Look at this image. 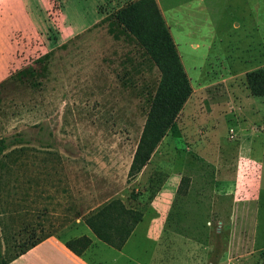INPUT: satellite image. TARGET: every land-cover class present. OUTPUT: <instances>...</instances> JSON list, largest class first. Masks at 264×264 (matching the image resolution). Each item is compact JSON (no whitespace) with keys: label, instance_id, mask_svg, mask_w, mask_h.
Wrapping results in <instances>:
<instances>
[{"label":"rangeland","instance_id":"374dc122","mask_svg":"<svg viewBox=\"0 0 264 264\" xmlns=\"http://www.w3.org/2000/svg\"><path fill=\"white\" fill-rule=\"evenodd\" d=\"M7 1L0 0V80L11 72L0 83V138L36 139L0 156L7 264L71 262L60 242L85 234L86 214L114 198L146 209L142 227L157 226L152 187L157 196L173 175V198L208 203L206 221L161 223L191 232L193 264L195 254L197 264H264V217L253 212L264 201V97L247 82L248 72L264 67V0H206L201 42L181 45L192 94L135 179L129 169L161 74L116 21L115 13L136 0H105L99 22L54 49L49 37L67 34L65 23L93 19L91 3L79 8L87 13L62 16L53 0H12L10 8ZM26 43L21 60L15 50ZM132 192L141 193L137 200ZM50 237L56 240L42 245L40 256L21 258ZM135 256L112 264L147 258Z\"/></svg>","mask_w":264,"mask_h":264},{"label":"trees","instance_id":"16d2710c","mask_svg":"<svg viewBox=\"0 0 264 264\" xmlns=\"http://www.w3.org/2000/svg\"><path fill=\"white\" fill-rule=\"evenodd\" d=\"M103 7L102 4L101 14H105ZM115 18L144 46L161 72L155 91L150 93L144 127L129 169V179H135L148 165L156 148L174 125L192 94V85L157 0L129 2L115 13ZM49 40L50 49L59 46L60 39L57 37H49ZM247 82L253 95L264 97V67L248 72ZM33 140L36 139H29L22 133L2 137L0 156L11 147L29 144ZM37 140L44 142L42 137ZM186 180L187 177H184L182 182ZM180 188L182 189V186ZM152 189L150 202L156 196L159 187ZM140 194L132 192V200H137ZM144 211L145 208L128 206L122 199L114 198L86 214L84 221L100 240L122 249L143 220ZM36 244L37 242H34L29 248ZM90 245L91 238L86 235L66 242V246L79 256ZM0 264H7L1 238Z\"/></svg>","mask_w":264,"mask_h":264},{"label":"crops","instance_id":"0c3cea01","mask_svg":"<svg viewBox=\"0 0 264 264\" xmlns=\"http://www.w3.org/2000/svg\"><path fill=\"white\" fill-rule=\"evenodd\" d=\"M55 2V8L58 13L62 16H66V13L79 14V13H87L86 10L83 12L79 11V8H83L86 5V0L82 1H71L70 0H53ZM91 3L93 8L94 17L90 22H81L80 20L71 19V21L66 24L67 34H62L60 38L59 45L65 44L73 39L80 32L85 31L91 27H93L97 22L101 20L103 17L100 12V6L103 4L105 0H88ZM166 2V5L164 3ZM157 3L160 7V10L166 20V23L169 27L172 38L176 44L178 53L181 57V60L184 64V56L181 51V45H187L189 47H198L201 42V33H202V19L204 18V10H206V0H157ZM13 1H7L6 5L10 8L12 7ZM53 4V3H52ZM182 6L186 8L183 11V14H179L178 10ZM196 9V12L192 13L190 8L193 7ZM78 8V9H76ZM60 28V27H59ZM61 32L65 30L64 28H60ZM199 38V39H197ZM194 39V40H193ZM47 47V44H45ZM29 43H26L22 47L15 50L18 58L22 57V55H26L29 50ZM34 48V47H33ZM184 49V47H183ZM24 57L21 58V60ZM186 72L187 67L184 65ZM7 74L3 76L0 80V83L5 80L8 76ZM188 74V73H187ZM190 78V76L188 75ZM191 82V81H190ZM192 85V82H191ZM193 86V85H192ZM186 105V103H185ZM185 105L182 111L185 108ZM181 111V112H182ZM256 159V158H255ZM146 168V167H145ZM144 168V169H145ZM143 169V170H144ZM142 170V171H143ZM138 177V176H137ZM175 175L171 176V178L167 181L159 192L157 196L152 200L151 206L152 210L155 213L153 217V221H157L158 225H152L148 228L147 225L142 227V221L137 225L135 230L133 231L130 238L127 240L126 244L122 249H117L102 240H100L96 234L91 230V228L86 224L87 227H84L85 234L81 236H88L91 238V245L85 250V252L79 256L72 252L64 243L59 244L68 259L71 262L66 264H112L115 259L118 261L121 258H127L129 261L133 259L132 256L137 255L138 253H142L143 256L147 257L144 264H193L192 258V240H191V232H185L184 230H177L170 226L165 227V225L161 224L166 221H177L181 218L185 219V221L191 222L192 219H199V221H206L207 214L206 210H203V207L208 205L207 200H199V202H192L187 199H175L172 196L174 194V190L179 187V183H177V179H175V187L171 185L174 181ZM263 180H264V169H263ZM261 193L263 190V181H261ZM186 201H189L186 203ZM199 208L198 213H192L193 210H197L195 207ZM241 206V205H240ZM239 206V212L242 211ZM255 206H260L262 208L255 210V215L264 217V201L263 197H260L258 201L255 202ZM146 210V209H145ZM144 211V217H145ZM143 217V218H144ZM141 226V227H140ZM264 236V235H263ZM80 237V235H79ZM135 237L134 241L133 238ZM53 240H56L53 237L42 241L32 249H30L27 253H25L21 258H26L33 256L37 258L40 256L38 250L42 245H50ZM257 241L261 242L263 238H259L257 235ZM131 248L129 245L131 244ZM196 244V243H195ZM197 245V244H196ZM202 245V243H200ZM197 247V246H196ZM252 252V251H251ZM133 253V254H132ZM117 257V258H116ZM136 257V256H135ZM198 256L195 254V259ZM19 258V259H21ZM194 262L197 264V260ZM113 260V261H112ZM8 264H11L10 262ZM41 264H49V263H41ZM61 264V263H58ZM122 264V263H121ZM125 264V263H124ZM214 264V263H212ZM215 264H225L223 261L216 262Z\"/></svg>","mask_w":264,"mask_h":264}]
</instances>
